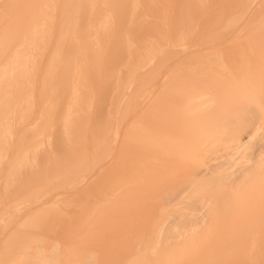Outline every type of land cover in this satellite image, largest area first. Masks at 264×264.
<instances>
[{
	"label": "rangeland",
	"instance_id": "rangeland-1",
	"mask_svg": "<svg viewBox=\"0 0 264 264\" xmlns=\"http://www.w3.org/2000/svg\"><path fill=\"white\" fill-rule=\"evenodd\" d=\"M79 1L72 28L61 30L49 22L52 36L66 40L60 60L53 59L48 42L38 69L22 80L9 78L0 87V137L5 136L7 124L13 129L12 138H3L6 156L0 155L5 159L0 163L5 255L11 258L24 247L25 251L39 245L51 249L59 244L69 254L95 252L97 264H153L141 254L156 199L146 196L149 190L136 182L125 186L117 203L111 197L121 176L117 172L128 166L127 157L135 153L136 137L143 131L133 99L137 92L143 93L147 56L161 52L166 42L200 22L212 25L214 34L229 27L238 30L241 27L232 28L243 22L238 18L253 5L264 7V2L85 0L86 8ZM62 2L37 0L36 7L41 12L54 5L60 8ZM35 79L40 83L32 85L30 80ZM125 96L129 102L122 101ZM129 133L133 142L127 139ZM40 146L42 150L37 149ZM14 155L30 157L12 170ZM143 164L140 157L133 167ZM28 231L33 233L27 235ZM236 235L241 239L229 250L227 240L222 241L220 251L230 258L203 264H264V218L234 219L230 233L223 237ZM215 240L213 236L202 251H216ZM174 248L160 256L158 264H178V257L187 252L175 253Z\"/></svg>",
	"mask_w": 264,
	"mask_h": 264
},
{
	"label": "bare ground",
	"instance_id": "bare-ground-1",
	"mask_svg": "<svg viewBox=\"0 0 264 264\" xmlns=\"http://www.w3.org/2000/svg\"><path fill=\"white\" fill-rule=\"evenodd\" d=\"M36 2L0 0V87L9 78L22 80L38 69L48 42L54 60L64 54L65 38L56 39L48 29L53 22L61 30L72 28L70 21L78 16L81 2L63 0L59 8L52 0L54 7L41 12ZM82 3L87 8L86 1ZM263 15L264 7L253 5L238 18L243 22L232 27L240 29L229 27L218 34L212 33L210 24L190 25L178 38L166 42L161 52L147 56L143 93L131 95L143 131L136 137L135 153L127 157L128 166L118 170L121 176L111 194L117 203L125 186L136 182L137 187L149 190L146 196L156 199V211L146 226L144 260L158 264L159 257L172 247L175 253L187 252L178 257V264L228 259L230 255L220 251L222 241L227 240L229 250L241 239L239 235L223 237L230 233L233 220L264 218ZM103 23L108 25V17ZM4 131L0 155L6 156L3 138H12L13 129L7 124ZM127 139L133 140L131 133ZM19 156H13L12 170L30 157ZM140 157L143 166L133 167ZM213 236L217 250L205 253L202 250ZM256 242L252 241L253 247ZM24 249L7 258L0 233V264H97L95 252L69 254L59 244L51 249L43 245Z\"/></svg>",
	"mask_w": 264,
	"mask_h": 264
}]
</instances>
